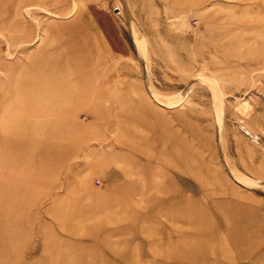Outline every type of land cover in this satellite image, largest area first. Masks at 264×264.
<instances>
[{
	"label": "rangeland",
	"instance_id": "rangeland-1",
	"mask_svg": "<svg viewBox=\"0 0 264 264\" xmlns=\"http://www.w3.org/2000/svg\"><path fill=\"white\" fill-rule=\"evenodd\" d=\"M0 264H264V0H0Z\"/></svg>",
	"mask_w": 264,
	"mask_h": 264
},
{
	"label": "bare ground",
	"instance_id": "bare-ground-1",
	"mask_svg": "<svg viewBox=\"0 0 264 264\" xmlns=\"http://www.w3.org/2000/svg\"><path fill=\"white\" fill-rule=\"evenodd\" d=\"M56 59V58H55ZM52 60V59H51ZM54 62V60H52ZM45 67V66H44ZM48 69V68H47ZM168 104V103H167Z\"/></svg>",
	"mask_w": 264,
	"mask_h": 264
}]
</instances>
